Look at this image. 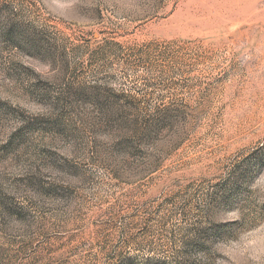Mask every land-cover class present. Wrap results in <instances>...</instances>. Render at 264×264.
I'll list each match as a JSON object with an SVG mask.
<instances>
[{
	"label": "rangeland",
	"instance_id": "374dc122",
	"mask_svg": "<svg viewBox=\"0 0 264 264\" xmlns=\"http://www.w3.org/2000/svg\"><path fill=\"white\" fill-rule=\"evenodd\" d=\"M0 264H264V0H0Z\"/></svg>",
	"mask_w": 264,
	"mask_h": 264
}]
</instances>
